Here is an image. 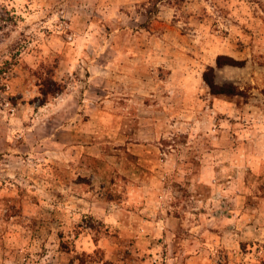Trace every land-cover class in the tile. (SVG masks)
Here are the masks:
<instances>
[{"label":"rangeland","instance_id":"rangeland-1","mask_svg":"<svg viewBox=\"0 0 264 264\" xmlns=\"http://www.w3.org/2000/svg\"><path fill=\"white\" fill-rule=\"evenodd\" d=\"M0 264H264V0H0Z\"/></svg>","mask_w":264,"mask_h":264},{"label":"trees","instance_id":"trees-1","mask_svg":"<svg viewBox=\"0 0 264 264\" xmlns=\"http://www.w3.org/2000/svg\"><path fill=\"white\" fill-rule=\"evenodd\" d=\"M223 55H217L215 60V65L217 67H220L224 64H226L224 61ZM230 62L234 63L235 61L233 59H228ZM203 80L207 84L210 93L212 94H232V89L230 84H218L214 80V67L213 66H207L206 70L203 72ZM51 86H48L46 83H41L40 85V94H41V103L46 101V98L50 95H54L56 93H59L62 91V86L54 81L53 79L50 80Z\"/></svg>","mask_w":264,"mask_h":264}]
</instances>
